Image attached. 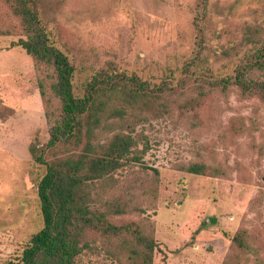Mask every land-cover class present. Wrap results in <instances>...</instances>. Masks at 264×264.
Listing matches in <instances>:
<instances>
[{
  "label": "rangeland",
  "instance_id": "374dc122",
  "mask_svg": "<svg viewBox=\"0 0 264 264\" xmlns=\"http://www.w3.org/2000/svg\"><path fill=\"white\" fill-rule=\"evenodd\" d=\"M41 5L53 39L75 66L77 85L98 70L142 79L181 76L194 48L196 0ZM207 13L208 48L196 69L230 72L255 41L264 40V0H211ZM24 38L0 0V264L20 259L42 227L37 185L45 167L33 162L28 148H44L61 115L50 89L52 71L36 67L16 46ZM187 84L150 107L111 103L93 129L97 150L115 134L134 139L118 169L86 184L92 213L129 229L119 235L88 231L75 264H140L137 237L150 236L157 244L152 264H264V103L235 87L222 92L196 83L195 76ZM113 107L123 109L122 118L109 115ZM84 144L60 146L46 158H77ZM133 156L140 163L130 161ZM192 164L218 168L220 175L191 174Z\"/></svg>",
  "mask_w": 264,
  "mask_h": 264
},
{
  "label": "trees",
  "instance_id": "16d2710c",
  "mask_svg": "<svg viewBox=\"0 0 264 264\" xmlns=\"http://www.w3.org/2000/svg\"><path fill=\"white\" fill-rule=\"evenodd\" d=\"M5 1L12 15L19 20L25 37L19 39L16 46L32 58L36 67L50 68L53 76L50 89L61 103L60 119L51 127L47 145L41 149L28 148L33 162L45 167V174L37 185L42 227L31 236L20 259L5 264H75L87 245L84 239L88 231L119 235L122 230L129 229L127 225L113 226L103 214L92 213L86 191L88 181L103 179L118 169L135 146L134 139L122 133L112 136L106 144L98 145L99 150L92 144L93 129L102 123V115L108 113L111 103L150 107L152 103L187 88V80L193 76L196 83L222 92L235 87L241 95L256 97L264 103V40L255 41L232 65L230 72L197 71L196 68L204 63L208 48L206 25L211 0H196L194 48L182 66L181 76L173 72L161 79H142L134 72L98 70L78 85L75 66L53 39L41 0ZM39 90L43 95L40 82ZM122 112V108L113 107L109 115L122 118ZM83 139L85 144L77 158L54 156L47 160L48 151L69 144L78 145ZM131 159L140 163L137 156ZM187 169L195 175H205L207 171L214 176L220 175L218 168L209 170L203 164H192ZM210 221L216 222L215 218ZM200 226L204 228L205 223ZM240 234L232 238L235 246L242 241ZM137 241L135 251L140 264H152V255L157 248L153 237H137Z\"/></svg>",
  "mask_w": 264,
  "mask_h": 264
}]
</instances>
